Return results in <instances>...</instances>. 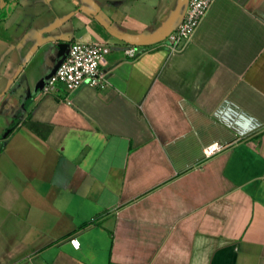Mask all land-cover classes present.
I'll return each mask as SVG.
<instances>
[{
    "label": "crops",
    "instance_id": "crops-1",
    "mask_svg": "<svg viewBox=\"0 0 264 264\" xmlns=\"http://www.w3.org/2000/svg\"><path fill=\"white\" fill-rule=\"evenodd\" d=\"M186 8L17 0L0 23V264H264V0H215L170 53ZM73 43L104 48L106 86L42 95Z\"/></svg>",
    "mask_w": 264,
    "mask_h": 264
},
{
    "label": "built area",
    "instance_id": "built-area-1",
    "mask_svg": "<svg viewBox=\"0 0 264 264\" xmlns=\"http://www.w3.org/2000/svg\"><path fill=\"white\" fill-rule=\"evenodd\" d=\"M215 0H187V8L178 28L165 40L163 47L170 53H180L191 41L202 19ZM104 48L95 44H70L64 59L54 75L42 88V95L54 94L62 85L69 92H75L81 86L102 90L106 86V77L101 74L99 64ZM129 57L135 56L133 49L125 50ZM226 143L213 142L202 148V159H209L225 149ZM73 248L78 247L76 239H71Z\"/></svg>",
    "mask_w": 264,
    "mask_h": 264
},
{
    "label": "trees",
    "instance_id": "trees-1",
    "mask_svg": "<svg viewBox=\"0 0 264 264\" xmlns=\"http://www.w3.org/2000/svg\"><path fill=\"white\" fill-rule=\"evenodd\" d=\"M3 3L2 8H0V23L5 21L11 12L14 9V5L17 3V0H1ZM11 128L10 130H12Z\"/></svg>",
    "mask_w": 264,
    "mask_h": 264
},
{
    "label": "water",
    "instance_id": "water-1",
    "mask_svg": "<svg viewBox=\"0 0 264 264\" xmlns=\"http://www.w3.org/2000/svg\"><path fill=\"white\" fill-rule=\"evenodd\" d=\"M59 49H60V55H63L64 53H65V50H66V45H61L60 47H59Z\"/></svg>",
    "mask_w": 264,
    "mask_h": 264
}]
</instances>
